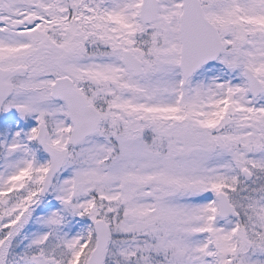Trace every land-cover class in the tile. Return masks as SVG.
<instances>
[{"label":"snow or ice","instance_id":"snow-or-ice-1","mask_svg":"<svg viewBox=\"0 0 264 264\" xmlns=\"http://www.w3.org/2000/svg\"><path fill=\"white\" fill-rule=\"evenodd\" d=\"M0 113V264H264V0H0Z\"/></svg>","mask_w":264,"mask_h":264},{"label":"rangeland","instance_id":"rangeland-1","mask_svg":"<svg viewBox=\"0 0 264 264\" xmlns=\"http://www.w3.org/2000/svg\"><path fill=\"white\" fill-rule=\"evenodd\" d=\"M0 120H8L13 124V127H15L16 122L18 120V117L17 116H9L6 113H2V115L0 116ZM21 123H27V121H23ZM9 135H10V133H9ZM0 139H3V130L2 129H0Z\"/></svg>","mask_w":264,"mask_h":264},{"label":"water","instance_id":"water-1","mask_svg":"<svg viewBox=\"0 0 264 264\" xmlns=\"http://www.w3.org/2000/svg\"><path fill=\"white\" fill-rule=\"evenodd\" d=\"M1 114V113H0Z\"/></svg>","mask_w":264,"mask_h":264}]
</instances>
